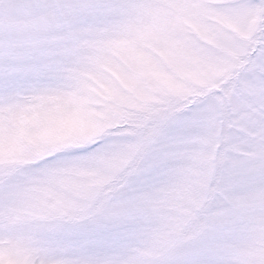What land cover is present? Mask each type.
Listing matches in <instances>:
<instances>
[{
  "label": "snow or ice",
  "instance_id": "6c2138e0",
  "mask_svg": "<svg viewBox=\"0 0 264 264\" xmlns=\"http://www.w3.org/2000/svg\"><path fill=\"white\" fill-rule=\"evenodd\" d=\"M118 64L134 123H74ZM0 257L264 264V0H0Z\"/></svg>",
  "mask_w": 264,
  "mask_h": 264
},
{
  "label": "clouds",
  "instance_id": "9594fccd",
  "mask_svg": "<svg viewBox=\"0 0 264 264\" xmlns=\"http://www.w3.org/2000/svg\"><path fill=\"white\" fill-rule=\"evenodd\" d=\"M117 70L137 81V94L132 95L129 103L122 105L118 112L112 113L109 111V108L114 103L113 89L118 87V85L111 80H104L102 78V87L89 82L91 87L95 88L96 91H91V88H85L81 92V97L83 98L81 102L65 106L67 109L73 111L72 118L74 123L77 125H90L92 127L121 126L122 124L131 126L134 123L137 113L135 108L131 107V104L140 102L139 96L149 92L152 81L146 75H141L138 70L134 71L126 64H118ZM44 107L56 111L55 102L47 103ZM58 114L63 115V113ZM227 165L228 159L226 157L221 166L226 167ZM212 196L213 193L209 189L204 197L206 202L211 201ZM0 264H8V261L4 257H0Z\"/></svg>",
  "mask_w": 264,
  "mask_h": 264
},
{
  "label": "rangeland",
  "instance_id": "374dc122",
  "mask_svg": "<svg viewBox=\"0 0 264 264\" xmlns=\"http://www.w3.org/2000/svg\"><path fill=\"white\" fill-rule=\"evenodd\" d=\"M84 128H89V127H92L90 125H82Z\"/></svg>",
  "mask_w": 264,
  "mask_h": 264
}]
</instances>
